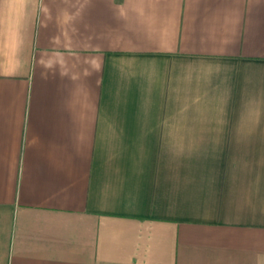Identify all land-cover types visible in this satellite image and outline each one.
<instances>
[{
  "label": "crops",
  "instance_id": "1",
  "mask_svg": "<svg viewBox=\"0 0 264 264\" xmlns=\"http://www.w3.org/2000/svg\"><path fill=\"white\" fill-rule=\"evenodd\" d=\"M0 264H264V0H0Z\"/></svg>",
  "mask_w": 264,
  "mask_h": 264
}]
</instances>
